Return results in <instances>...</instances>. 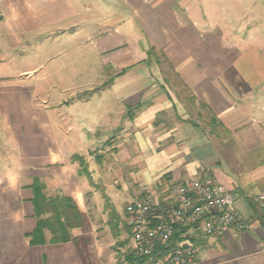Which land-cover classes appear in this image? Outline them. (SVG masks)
Wrapping results in <instances>:
<instances>
[{"label": "crops", "instance_id": "crops-1", "mask_svg": "<svg viewBox=\"0 0 264 264\" xmlns=\"http://www.w3.org/2000/svg\"><path fill=\"white\" fill-rule=\"evenodd\" d=\"M215 15L250 17L238 20L245 34L221 44L214 32L230 28L214 27L213 19L204 18ZM263 17L264 0H0V122L17 148L14 162L0 165V264H97L101 259L100 247L96 259H88L92 250L79 243V233L53 243L46 231L45 243L30 242L38 222L36 178L47 196L70 197L83 213L95 209L86 196L96 186L70 160L77 152L64 145L67 131L71 134L69 126L62 128L69 125L64 106L73 103L52 101L54 85H40L58 71L47 67L68 48L77 51L78 61L89 46L114 72L107 88L125 120L107 157L125 161V174L119 178L118 169L104 170L99 162L92 182H100L116 206L112 193L120 186L138 196L148 190L164 195L170 183L197 176L221 183L239 194L237 209L247 226H231L219 238L199 233L194 264H264V203L255 199L264 193ZM201 28L210 34L203 36ZM40 48L47 50L46 59L17 67V60ZM231 48L237 49L235 57ZM169 73L179 83L172 90L166 83L175 78ZM182 92L232 131L223 147L233 145V157L218 148L213 132L184 116L187 104L178 102Z\"/></svg>", "mask_w": 264, "mask_h": 264}, {"label": "rangeland", "instance_id": "rangeland-1", "mask_svg": "<svg viewBox=\"0 0 264 264\" xmlns=\"http://www.w3.org/2000/svg\"><path fill=\"white\" fill-rule=\"evenodd\" d=\"M200 18L203 20V17ZM204 18H208L209 20L213 19L212 24L215 25L214 27L221 29H224V27L230 28V30L215 31L214 34L220 38L221 44H223L224 41L226 42V38L232 39V44L233 40H238L240 35L245 34L242 31L243 27L238 25V20L244 22L250 17H227L215 15ZM258 23H260V20ZM262 23H264V17ZM200 30L202 31V28ZM201 34H203V36H207L210 34V32L202 31ZM187 45L189 46L188 43ZM45 52H47L45 48H40L37 52H34L33 56L30 54L26 55L22 59L16 61L17 67L20 69L34 67L35 61L37 59L42 61L46 59L47 54ZM75 52L77 51H75L74 48H68L62 56L57 58V63H50L47 69H49V67H58L59 69L58 71H53V76L51 75L45 80L41 81L40 85L41 87H45L48 84L54 85V89H52L53 95L50 97L52 101L69 100V103H73L71 106H64V109L67 111L66 114H68L67 116L69 125L66 127L64 123H61L62 128H64L63 130H66V128L68 129V126L69 129H71L70 135L67 131V142L63 141L65 142L64 145L66 151L70 153L77 152L70 155V160H73L75 156H82L86 162L87 170L91 172V174L93 173L92 169L97 170H95V175L100 173V168L98 166V163L100 162L99 165L104 170H109L108 168H114V170L118 169L120 171L119 178H122L126 169L125 167H122V164L125 163V161L121 163L119 161L117 162L116 160L107 158L108 155L116 149L114 147L110 148L112 147V136L114 139V137L117 136L122 130V126L125 124V120L121 115L122 112H119L120 105L113 96V92L107 88L110 84V81L106 80L112 78L114 72L110 66L104 65L103 59L96 53L94 48L89 46L87 49H85V52L82 50L81 57L78 61L76 60L78 55H76ZM231 53L232 57H235V54H238L237 49L231 48ZM169 74H171L173 77L175 76V74ZM166 84L167 87L172 90L174 87H177L179 83L175 78L172 81H168ZM181 86L186 88L184 85ZM40 92L41 90H38L36 94L39 95ZM178 100L179 104H183L181 100H184L185 104H187V106H184V108L187 107L185 111L183 110L184 116L190 117V119L194 118L196 122L200 124L205 130L208 132H213L216 142L219 146L218 148H224L223 140L228 139L229 135L232 134V131L222 125L216 116L211 115V113L206 110L205 106L202 104L195 106V101H192L190 93L182 92V94L178 96ZM194 109L199 110L197 117L195 115ZM186 112L189 113V116H187ZM58 130V134L61 135L62 129L59 128ZM76 135L81 137L83 142L78 143L76 141ZM70 136H72L71 138L73 140H71ZM226 145L227 146L224 148V151L228 152L229 155L232 151L233 145L230 146L229 142ZM234 146L237 147L239 145L234 144ZM228 147L230 148L228 149ZM16 149V144L13 138L10 136L5 126L0 122L1 166H8L14 162ZM230 155L233 157L232 154ZM116 162L119 164L115 165ZM74 163L78 165L80 173L83 176H86L84 174L86 171L84 169L85 166L80 165L79 161ZM223 163H225V160ZM88 181L89 183H93V186H96L94 187V189L96 188V191L94 190L93 192L87 194L86 202L88 205L90 204L91 207L94 206L95 209L92 207L90 210L84 213L85 225L83 227L71 229V236L73 238L74 233H79L82 235H77L76 239H78L80 244L87 245L91 248L92 255H88L89 260H91V258L96 259L95 253L100 247L101 259H99L100 261L97 260V264H129L125 261V255L129 254L130 252L132 253V251L129 242V236L127 235L128 232H126L125 223L121 214H123L124 206L126 204L138 197H142V195L140 194L137 196L135 193L130 195L131 193L129 194L125 188L121 189L120 186L116 188L117 191L114 190L115 192L112 193L113 200L117 206L109 197L112 205H115L117 211H120L121 213L120 214L118 212L121 219L119 223L121 231L118 237H116L114 231H112L108 225L110 215L105 209L106 205L104 197L107 193L102 188L100 182H92L89 179Z\"/></svg>", "mask_w": 264, "mask_h": 264}, {"label": "built area", "instance_id": "built-area-1", "mask_svg": "<svg viewBox=\"0 0 264 264\" xmlns=\"http://www.w3.org/2000/svg\"><path fill=\"white\" fill-rule=\"evenodd\" d=\"M163 194L148 190L123 211L131 251L145 264H194L199 233L219 238L231 226H247L237 209L239 194L221 183L197 176L170 183ZM255 199L264 203V193Z\"/></svg>", "mask_w": 264, "mask_h": 264}, {"label": "trees", "instance_id": "trees-1", "mask_svg": "<svg viewBox=\"0 0 264 264\" xmlns=\"http://www.w3.org/2000/svg\"><path fill=\"white\" fill-rule=\"evenodd\" d=\"M125 71H122L124 73ZM120 73V74H122ZM72 162L79 161L80 165L85 166L84 174L92 181V174L87 170V165L82 156H75ZM34 191L33 203L38 218L37 227L31 235L32 244H43L47 241L46 231L51 234V242H66L72 239L70 230L83 227L85 225L84 213L80 211L76 202L62 194L47 196L45 184L36 178L32 184ZM105 205L110 218L108 225L114 231L116 237L120 234V215L115 206L112 205L109 196H105ZM126 232H129L125 225ZM180 232V229L178 233ZM125 261L129 264H145L146 259L138 257L133 253L125 255Z\"/></svg>", "mask_w": 264, "mask_h": 264}]
</instances>
